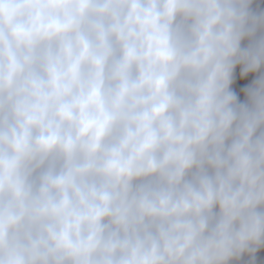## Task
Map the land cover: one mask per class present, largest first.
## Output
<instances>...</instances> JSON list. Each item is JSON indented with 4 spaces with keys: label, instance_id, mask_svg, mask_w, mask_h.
Returning a JSON list of instances; mask_svg holds the SVG:
<instances>
[{
    "label": "clouds",
    "instance_id": "9594fccd",
    "mask_svg": "<svg viewBox=\"0 0 264 264\" xmlns=\"http://www.w3.org/2000/svg\"><path fill=\"white\" fill-rule=\"evenodd\" d=\"M0 264H264V0H0Z\"/></svg>",
    "mask_w": 264,
    "mask_h": 264
},
{
    "label": "rangeland",
    "instance_id": "374dc122",
    "mask_svg": "<svg viewBox=\"0 0 264 264\" xmlns=\"http://www.w3.org/2000/svg\"><path fill=\"white\" fill-rule=\"evenodd\" d=\"M236 72H237V84H236V87L239 88L240 85H242L243 83H246L247 81H243V80L239 79V77H238L239 68L236 69ZM241 98H242V95H241Z\"/></svg>",
    "mask_w": 264,
    "mask_h": 264
}]
</instances>
